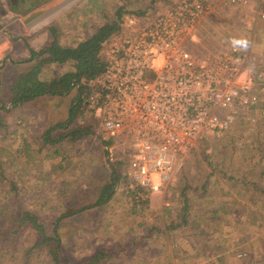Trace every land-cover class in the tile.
<instances>
[{
    "label": "rangeland",
    "instance_id": "obj_1",
    "mask_svg": "<svg viewBox=\"0 0 264 264\" xmlns=\"http://www.w3.org/2000/svg\"><path fill=\"white\" fill-rule=\"evenodd\" d=\"M171 2L0 0L2 104L10 106L14 81L36 63L29 60V50L50 44L48 26L59 28L62 45L75 46L119 7H125V16L146 10L148 18L165 11ZM262 6L264 0H251L248 5L215 0L213 10L188 40L189 49L206 57L226 47L244 48L247 71L264 82V20L257 15ZM36 9H45L47 18L39 30L27 35L25 17ZM46 34L45 41L37 44ZM48 68L41 74L43 80L58 78L73 67L67 63ZM78 95L84 102L78 121L87 123L93 118L86 85L82 94L75 86L66 95L47 93L22 108L1 110L13 133L0 138V173H4V178L0 175V228L7 227L9 233L20 229L7 250L10 259L32 257L33 264H50L46 250L33 249L42 232L27 224L20 227L15 220L22 209L39 215L45 233H58L63 264H79L98 250L111 254L104 264H264V201L229 178L241 176L257 163L264 150L262 118L255 115L252 121H242L219 138L205 137L159 190L132 191L122 168L113 195L97 205L114 173L110 165L119 154L109 158L94 133L41 148L45 131L67 121ZM63 131L57 129L53 135ZM254 174L264 179V165L254 168ZM186 182L198 186L189 190L192 226L183 233H169ZM202 185L208 186L206 193L200 191ZM69 209L75 212L63 216Z\"/></svg>",
    "mask_w": 264,
    "mask_h": 264
},
{
    "label": "built area",
    "instance_id": "obj_2",
    "mask_svg": "<svg viewBox=\"0 0 264 264\" xmlns=\"http://www.w3.org/2000/svg\"><path fill=\"white\" fill-rule=\"evenodd\" d=\"M214 6L172 0L156 16L126 15L119 35L105 43L108 66L85 82L93 133L109 158L117 153L124 161L132 191L159 190L205 137L229 134L255 115L264 120V82L247 71L244 48L205 57L188 47ZM257 15L264 20V6Z\"/></svg>",
    "mask_w": 264,
    "mask_h": 264
},
{
    "label": "trees",
    "instance_id": "obj_3",
    "mask_svg": "<svg viewBox=\"0 0 264 264\" xmlns=\"http://www.w3.org/2000/svg\"><path fill=\"white\" fill-rule=\"evenodd\" d=\"M127 13L125 7H119L114 12L113 16L106 19L105 23L95 29V31L84 40L80 41L75 46H64L60 43L58 27L56 25H50L47 30L52 35V40L49 45L36 50L31 49V58L29 60L36 61V63L27 71L22 72L14 81L11 89V103L10 106L2 104L0 99V138H5L13 133L11 125L7 117L1 112V110L9 111L11 107L13 109H19L25 106L32 100L44 96L49 93L52 95H66L69 94L75 86L79 87V94L84 92L85 82L101 74L109 64V60L106 59L105 43L118 36L121 31V23L123 17ZM139 16H144L145 11L136 12ZM72 63V69L63 73L58 78L50 80H43L41 74L45 67H50L54 64L65 65ZM82 96L78 95V99L71 107L69 117L67 121L61 125H54L50 127L44 133L43 146L57 145L63 142L66 138L74 140L84 137L86 134H92L95 127V121H78V118L82 115L83 111ZM72 125H75L72 127ZM72 127V128H71ZM66 130L61 133L53 135V132L57 129ZM201 143L198 144L200 146ZM197 146V147H198ZM124 165V161L121 159L115 160L111 163L113 174L110 182L104 187L103 194L97 201V205L104 204L108 201L109 197L113 195L114 187L121 175V171ZM264 165V150L259 154L257 163L252 165L243 171L241 176H230L236 183H241L246 189L252 191V193L264 201V179H258L254 174V168ZM4 169L2 168V171ZM251 174V176H250ZM0 175L4 178V173ZM192 187L188 182L185 183L181 192V208L177 212L171 225L167 227V231L172 233L178 231L180 233L186 232L192 226V210L190 203V189H196ZM201 192L206 193L208 191L207 185H202ZM21 208V207H20ZM15 220L18 221L21 227L24 224L31 225L34 229L42 232V237L37 241L33 249L46 250L50 258V264H63L61 261V241L58 233L49 235L45 233L43 223L40 220L38 214H35L31 210H17ZM75 210L69 209L67 214H73ZM61 219L58 218V221ZM57 223V222H56ZM20 229L9 233L7 227L0 228V264H33L32 257L26 259H18L8 257L7 250H9L10 243H13L14 237ZM18 244V242H16ZM17 248H15L16 250ZM32 249V250H33ZM15 252V251H14ZM29 252V251H27ZM111 256L104 250H98L94 252L87 259L82 260L79 264H104L106 260ZM185 261V260H184ZM180 264H183L180 263Z\"/></svg>",
    "mask_w": 264,
    "mask_h": 264
},
{
    "label": "crops",
    "instance_id": "obj_4",
    "mask_svg": "<svg viewBox=\"0 0 264 264\" xmlns=\"http://www.w3.org/2000/svg\"><path fill=\"white\" fill-rule=\"evenodd\" d=\"M43 13H44V14H43ZM43 13H42L39 17H37L36 19H34V20H32V21L24 22V28L26 29V34H27V35H30L32 32L37 31V30L40 29L39 27L41 26V23L43 22V20H44L45 18H47L46 13H48V12L45 11V9H44V10H43ZM24 21H25V20H24ZM46 29H47V28H46ZM5 31H8V30H5ZM47 31H48V30H47ZM46 37H47V34L44 35V37H42V39L38 38V39L36 40V43L39 44L41 40H42V42L45 41ZM3 44L6 45V41H4ZM41 46H42V45L37 46V47H40L39 49H41V48H43V47H45V46H47V45H45V46H43V47H41ZM39 49H36V50H39ZM30 51H31V50H29L28 53H29V56L31 57V52H30ZM29 59H30V58H29ZM34 62H36V61H34ZM47 69H49V68L47 67Z\"/></svg>",
    "mask_w": 264,
    "mask_h": 264
},
{
    "label": "water",
    "instance_id": "obj_5",
    "mask_svg": "<svg viewBox=\"0 0 264 264\" xmlns=\"http://www.w3.org/2000/svg\"><path fill=\"white\" fill-rule=\"evenodd\" d=\"M43 13L42 9H36L25 17V22L32 21Z\"/></svg>",
    "mask_w": 264,
    "mask_h": 264
}]
</instances>
